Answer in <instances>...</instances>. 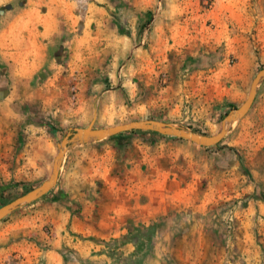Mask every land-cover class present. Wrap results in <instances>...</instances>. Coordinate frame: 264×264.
Wrapping results in <instances>:
<instances>
[{
	"label": "rangeland",
	"instance_id": "1",
	"mask_svg": "<svg viewBox=\"0 0 264 264\" xmlns=\"http://www.w3.org/2000/svg\"><path fill=\"white\" fill-rule=\"evenodd\" d=\"M187 4L192 18L210 10L214 22L202 28L189 23L154 46L149 30L140 26L126 54L88 62L98 89L105 92L102 97L101 91L92 93L88 111L83 105L75 111L81 101L73 85L55 96V106L31 102L48 129L58 131L57 142L93 118L97 128L155 119L202 134L220 130L222 119L245 100L251 80L264 66V0ZM224 14L226 22H219ZM119 33L130 36L123 28ZM89 46L79 48L76 64L82 53L93 57ZM0 82L5 85V78ZM67 107L74 109L71 115L63 112ZM102 139L140 159L141 199L149 201L152 220L133 228L125 253L118 249L123 239H108L104 262L86 264H264V77L247 113L227 123L217 144L140 129ZM53 151L47 170L0 183V206L48 179L57 144Z\"/></svg>",
	"mask_w": 264,
	"mask_h": 264
},
{
	"label": "crops",
	"instance_id": "2",
	"mask_svg": "<svg viewBox=\"0 0 264 264\" xmlns=\"http://www.w3.org/2000/svg\"><path fill=\"white\" fill-rule=\"evenodd\" d=\"M187 5V0H0V77L5 78V85L0 82V183L47 170L54 155L58 131L48 129L31 102L55 106V96L73 85L81 101L75 111L81 105L88 111L89 97L101 91L88 62L126 54L140 26L149 30L154 46L189 23L202 28L214 22L210 10L192 18ZM226 20L224 14L219 22ZM119 28L130 30V36ZM88 45L93 57L82 53L76 64L79 48ZM141 181L140 159L115 141L71 145L55 185L0 221V264L104 262L106 242L116 238L124 240L118 249L125 253L133 228L152 220L149 201L141 199Z\"/></svg>",
	"mask_w": 264,
	"mask_h": 264
},
{
	"label": "water",
	"instance_id": "3",
	"mask_svg": "<svg viewBox=\"0 0 264 264\" xmlns=\"http://www.w3.org/2000/svg\"><path fill=\"white\" fill-rule=\"evenodd\" d=\"M263 77L264 66L257 71L253 79L251 80L249 91L245 100L238 107L232 109L231 112L228 113L224 117V119H222L221 128L215 134H202L181 128L179 126L173 125L172 123L155 119L132 120L127 123L116 124L105 128H97L93 126V118L87 126L73 128L67 131L62 139L57 143V153L54 156L51 174L48 179L44 180L39 186L31 189L27 193L20 195L0 206V220L20 205L32 202L38 196L46 193L55 185L64 153L67 148L73 144L88 142L91 139H102L119 132L133 129L154 130L160 134L187 139L199 145L211 146L217 144L226 134L227 123L236 121L242 118L247 113L255 98L257 85Z\"/></svg>",
	"mask_w": 264,
	"mask_h": 264
}]
</instances>
